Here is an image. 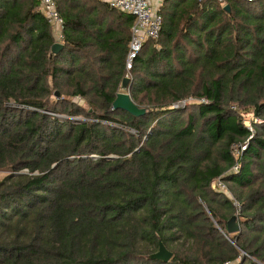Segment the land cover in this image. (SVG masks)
I'll return each instance as SVG.
<instances>
[{
	"label": "trees",
	"instance_id": "trees-1",
	"mask_svg": "<svg viewBox=\"0 0 264 264\" xmlns=\"http://www.w3.org/2000/svg\"><path fill=\"white\" fill-rule=\"evenodd\" d=\"M54 1L57 53L36 0H0V264L264 263V0H164L130 69L138 117L110 110L133 17ZM158 239L168 262L146 258Z\"/></svg>",
	"mask_w": 264,
	"mask_h": 264
},
{
	"label": "built area",
	"instance_id": "built-area-1",
	"mask_svg": "<svg viewBox=\"0 0 264 264\" xmlns=\"http://www.w3.org/2000/svg\"><path fill=\"white\" fill-rule=\"evenodd\" d=\"M38 11L45 19L50 27L53 42L61 43L63 39V19L59 14L54 0H36ZM108 7L114 8L120 12L128 13L133 17V23L130 27V40L127 47L126 58L123 61L124 77L129 78L130 69L132 68L136 57L142 49L144 42L147 40H157L162 26V15L160 7L164 0H101ZM203 1V0H198ZM220 1L224 6L225 0ZM256 1V0H245ZM186 101H182L177 105H182ZM176 105V106H177ZM235 147V146H234ZM240 149L245 147L239 145ZM238 153V152H237ZM239 163L235 162L230 171H237ZM211 187L218 189L222 193L227 192V186L222 181L221 177L216 178L211 183ZM235 204H237L234 201ZM240 257L235 260H226L222 264H238ZM264 264V263H260Z\"/></svg>",
	"mask_w": 264,
	"mask_h": 264
},
{
	"label": "water",
	"instance_id": "water-1",
	"mask_svg": "<svg viewBox=\"0 0 264 264\" xmlns=\"http://www.w3.org/2000/svg\"><path fill=\"white\" fill-rule=\"evenodd\" d=\"M225 10H229V5L225 4ZM62 44L58 42H53L50 46V51L52 53H57L61 50ZM129 78L123 77L120 81L119 88L115 92L114 98L110 103V110L122 109L132 116L138 117L146 113L144 107H138L131 99L127 89H128ZM57 96V93H54ZM236 215H233L227 222V231L230 234L237 233L239 231V225L235 223ZM148 259H157L163 262H168L172 258V252L167 249L163 242L158 239V248L155 252L148 254L146 256Z\"/></svg>",
	"mask_w": 264,
	"mask_h": 264
},
{
	"label": "rangeland",
	"instance_id": "rangeland-1",
	"mask_svg": "<svg viewBox=\"0 0 264 264\" xmlns=\"http://www.w3.org/2000/svg\"><path fill=\"white\" fill-rule=\"evenodd\" d=\"M190 1L191 0H187V2H190ZM153 45H154V47H157V48L159 47L158 42H152L150 46H153ZM51 99H57V98L54 97V96H51ZM67 99H70L71 100V98H67ZM73 99H75L76 104H78L79 106L85 108V106L83 104V100L81 98L75 97ZM193 101H196V100L193 99V98L192 99L189 98L186 102H193ZM232 108L234 110L239 111V113L241 115V119H242L243 125H245L250 131H253L254 124L259 125L260 123L263 122V120H262L261 117H257V116L254 115L252 108L244 109V108L239 107L237 105H233ZM47 113L48 114H51V112H47ZM56 117H58V118H64L65 115L58 113L56 115ZM70 119L72 121H74V122H80V121H83L84 120L81 116L70 117ZM239 149H240L239 145H237V146L234 147V154L235 155L237 154V152L239 151ZM4 174H5V172L0 171V179L4 176ZM227 189H228L227 192L226 193H223V194L226 195L227 197H229L230 199H233L234 196H233V194L230 191L229 184H227Z\"/></svg>",
	"mask_w": 264,
	"mask_h": 264
}]
</instances>
